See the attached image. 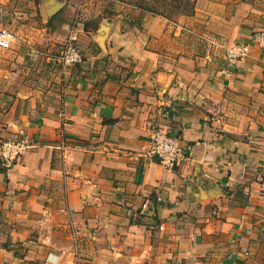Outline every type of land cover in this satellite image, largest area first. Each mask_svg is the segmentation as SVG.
Instances as JSON below:
<instances>
[{
	"label": "crops",
	"instance_id": "obj_1",
	"mask_svg": "<svg viewBox=\"0 0 264 264\" xmlns=\"http://www.w3.org/2000/svg\"><path fill=\"white\" fill-rule=\"evenodd\" d=\"M195 7L77 21L76 65L57 61L67 13L46 54L34 36L1 49L0 139L30 147L0 160V264H264V48L225 56L264 0ZM158 130L184 161L143 153Z\"/></svg>",
	"mask_w": 264,
	"mask_h": 264
},
{
	"label": "rangeland",
	"instance_id": "obj_2",
	"mask_svg": "<svg viewBox=\"0 0 264 264\" xmlns=\"http://www.w3.org/2000/svg\"><path fill=\"white\" fill-rule=\"evenodd\" d=\"M139 1L140 0H0V30L6 28L14 32L16 36L23 37L25 40L30 36H34L35 39L31 43V49L38 48L42 51H46L48 50L47 39L54 34L53 32H57L58 30L57 25L54 24L58 12L67 13L71 25L68 31L70 32L71 28L76 29L79 36V30L77 29L79 26H77L78 23H75L82 19L85 21L88 20L87 22H89L90 18L93 19L101 16V14L104 15L113 11V13L118 11L123 12L131 17H136L137 13H140L139 11L150 13L139 8ZM181 17L178 16L175 17V19L166 18L169 21L175 22ZM74 24L75 27L73 26ZM63 42L59 44L60 47L58 52ZM8 54V52L0 48L1 61L2 59L9 61L10 57H8ZM40 56L41 55H37L34 57L37 58ZM40 59L31 60L26 57L25 62L32 63Z\"/></svg>",
	"mask_w": 264,
	"mask_h": 264
},
{
	"label": "built area",
	"instance_id": "obj_3",
	"mask_svg": "<svg viewBox=\"0 0 264 264\" xmlns=\"http://www.w3.org/2000/svg\"><path fill=\"white\" fill-rule=\"evenodd\" d=\"M18 42L19 39L14 32L6 28L0 30L1 49H9L13 45L18 44ZM250 44L264 48V27L251 34L250 43H233L226 47L225 56L230 71L238 61L249 54L251 50ZM42 54L46 53L38 48H33L27 53L28 56L33 58ZM82 59L83 54L79 48L78 32L76 29H71L57 54V61L71 66L81 62ZM60 115L62 116L63 114L60 113ZM28 147H30L28 140L0 139V160L4 165L11 166L20 160ZM61 148L63 149L64 146ZM143 153L147 156L156 157L162 165L168 166H173L186 159V149L181 138L159 130L152 133L148 145L144 147Z\"/></svg>",
	"mask_w": 264,
	"mask_h": 264
},
{
	"label": "trees",
	"instance_id": "obj_4",
	"mask_svg": "<svg viewBox=\"0 0 264 264\" xmlns=\"http://www.w3.org/2000/svg\"><path fill=\"white\" fill-rule=\"evenodd\" d=\"M139 8L168 19L190 16L195 12V0H140Z\"/></svg>",
	"mask_w": 264,
	"mask_h": 264
}]
</instances>
